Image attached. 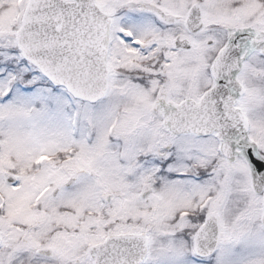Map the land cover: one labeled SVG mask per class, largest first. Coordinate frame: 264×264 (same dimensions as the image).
<instances>
[{"label":"snow or ice","instance_id":"obj_1","mask_svg":"<svg viewBox=\"0 0 264 264\" xmlns=\"http://www.w3.org/2000/svg\"><path fill=\"white\" fill-rule=\"evenodd\" d=\"M0 264H264V0H0Z\"/></svg>","mask_w":264,"mask_h":264}]
</instances>
